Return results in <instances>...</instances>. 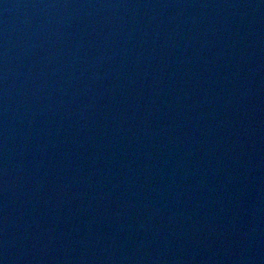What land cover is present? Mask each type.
I'll return each mask as SVG.
<instances>
[{
	"label": "water",
	"instance_id": "water-1",
	"mask_svg": "<svg viewBox=\"0 0 264 264\" xmlns=\"http://www.w3.org/2000/svg\"><path fill=\"white\" fill-rule=\"evenodd\" d=\"M0 264H264V0H0Z\"/></svg>",
	"mask_w": 264,
	"mask_h": 264
}]
</instances>
